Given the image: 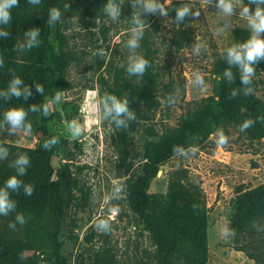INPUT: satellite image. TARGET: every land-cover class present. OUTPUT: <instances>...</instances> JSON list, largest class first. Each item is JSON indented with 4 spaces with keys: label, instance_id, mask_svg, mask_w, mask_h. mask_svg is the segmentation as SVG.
I'll return each mask as SVG.
<instances>
[{
    "label": "rangeland",
    "instance_id": "rangeland-1",
    "mask_svg": "<svg viewBox=\"0 0 264 264\" xmlns=\"http://www.w3.org/2000/svg\"><path fill=\"white\" fill-rule=\"evenodd\" d=\"M65 1L68 7L61 11L52 35L59 67L48 99L55 113L49 131L59 141L52 165L63 195L64 214L58 226H49L43 251L10 246L0 254L1 264H56V252L65 264H163L168 248L156 241L153 225L167 215L163 199L170 175L182 169L201 183L209 209L208 264H254L235 249L236 235L229 223L236 210L238 188L264 184V139L253 140L235 126L221 127L204 146L180 153L160 167L146 191L150 207L145 216L131 204V184L149 174L146 145L158 143L163 132L177 127L189 110L208 98H217L221 80L215 74V63L234 44V28L251 33L247 18L241 16L249 0H234L231 15L217 7L218 0H161L165 9L172 2L186 1L199 13L188 16L183 29L189 39L182 48L175 45L178 25L169 13L145 11L143 0H114L121 7L116 20L104 11L108 0ZM256 7L252 3L250 11ZM136 13L145 21L136 52L149 61L142 76L127 73L132 54L127 40ZM197 45H202L199 51L194 50ZM196 73L204 84L195 82ZM2 74L0 70V90L19 76L16 72L7 78ZM248 87L264 102V72H255ZM238 89L243 92L240 78ZM149 90L157 102L154 106L144 99ZM57 92L61 94L59 103L53 101ZM106 93L126 97L133 118L122 113L119 126L111 116L101 118L103 109L96 102ZM32 104V93L27 100L23 95L7 100L0 97V122L9 108L27 110ZM25 119L31 124L30 132L10 131L9 124L0 123L1 145L44 148L41 116L29 111ZM73 120L84 128L79 137L68 132L67 125ZM221 136L225 137L223 144L219 143ZM101 220L110 223L105 227ZM174 263L186 264L181 260Z\"/></svg>",
    "mask_w": 264,
    "mask_h": 264
},
{
    "label": "trees",
    "instance_id": "trees-1",
    "mask_svg": "<svg viewBox=\"0 0 264 264\" xmlns=\"http://www.w3.org/2000/svg\"><path fill=\"white\" fill-rule=\"evenodd\" d=\"M184 3L189 5L186 1H176L166 8L170 18L178 25L174 36L177 48H182L189 39L188 32L183 29L188 16L179 23L175 20V9ZM65 4V0H40L39 3L20 0L11 10L10 23L3 26L9 35L0 36L2 76L7 78L16 72L31 88L33 104L49 105V115L37 112L41 116L45 141L55 137L48 127L55 116L48 99L59 67L58 54L52 42L54 25L48 24L49 10L56 7L62 11ZM32 29H39L36 37L39 43L33 42L29 47L31 38L27 33ZM232 35L235 44L245 42L251 33L248 29L236 27ZM147 48L150 49L148 45ZM226 56L224 52L215 63V74L221 80L217 98H208L199 107L189 110L177 127L163 132L158 143L146 145L149 174L131 184V204L141 216H145L150 207L146 191L160 167L180 153L204 146L217 129L228 126L241 128L246 120L251 119L252 125L243 130L253 140L264 139V102L252 92L245 94L247 85L241 81L240 70L236 65H230ZM229 68L233 74L231 82L223 76L224 70ZM255 68V72H264V60L257 62ZM33 69L36 70L34 73ZM239 78L243 92L238 89ZM37 83L43 86V94L36 90ZM233 90L235 96H232ZM144 99L149 105L157 104L151 90L144 95ZM9 103L14 105L13 100ZM3 146L9 149V153L0 161V187L9 176L18 174L14 162L20 154H27L29 163L24 165L26 171L19 177L24 183L17 191L10 190V199L16 201V207L8 215H0V254L10 246L19 247L22 251L41 252L47 247L49 226H58L64 214L63 195L59 182L54 179L52 165L56 143L43 149ZM28 184L33 186L31 196L24 191ZM235 199L236 210L229 223V229L236 235L235 249L244 252L254 264H264V184L250 189L240 186ZM163 200L168 207L167 215L163 219H156L153 225L156 241L160 244L163 242L168 248V259L163 264H175L174 260L186 264H208L209 209L201 183L192 180L187 170H178L170 175L168 191ZM17 214L23 215V223L16 220ZM10 223H14L15 228H10ZM56 257V264H65L57 252Z\"/></svg>",
    "mask_w": 264,
    "mask_h": 264
},
{
    "label": "clouds",
    "instance_id": "clouds-1",
    "mask_svg": "<svg viewBox=\"0 0 264 264\" xmlns=\"http://www.w3.org/2000/svg\"><path fill=\"white\" fill-rule=\"evenodd\" d=\"M20 0H0V36H8L9 32L3 27L8 25L12 19L11 10L19 4ZM30 3H39L40 0H29ZM144 10L149 12H155L157 9L160 11L161 15H167V10L161 0H143ZM252 3L257 4L254 12L250 11V5ZM234 0H218L217 7L222 10L224 14H233V9L235 6ZM264 0H249V3L242 8L241 16L246 17L248 20V25L251 30V36L245 42H238L229 47H227L224 52H226L227 61L230 65H236L240 70V78L244 85H251L252 77L255 74V65L257 62L264 60ZM68 5L65 4L67 9ZM104 11L111 17V19L116 20L121 15V7L119 3L114 2V0H108V3L104 5ZM175 20L176 22H182L186 16L199 15L198 12H193L188 4L184 3L178 6L176 9ZM61 10L59 8L53 7L49 10V20L48 24L55 25L57 21L61 18ZM132 27L130 29L131 36L127 40V47L131 50L132 54L128 58L127 73L128 74H138L142 76L149 65V61L142 55L136 52V49L140 46V41L144 36L145 21L139 17V13L133 15L131 19ZM39 33V29L30 30L27 35L31 38L29 40L28 46L31 47L33 42L36 41V37ZM202 45H197L194 49L199 51ZM103 54V49H101ZM3 66V61L0 59V67ZM223 76L227 77L229 82L233 80L232 70L225 69ZM195 82L199 84H204L203 77L199 74H195ZM24 84V81L19 76H14L8 84L6 89L0 90V97L4 99H10L12 96L17 98L23 95L24 99L31 95V88L24 84V87L20 85ZM36 90L43 94L44 88L41 84L37 83L35 85ZM252 91L251 87L245 89V94ZM236 92L233 90L232 96H235ZM61 98L60 92L53 97L55 103H59ZM97 105L102 106L101 118H106L111 116L119 126L123 123L120 119L122 113L127 114L128 118H133V112L129 109L128 99L125 97L123 99L118 98L114 94H104L97 102ZM41 112L44 116L49 115L50 108L48 104L37 105L32 104L26 110L24 107H11L3 113V120L0 123L6 122L11 126V130L22 129L25 132L31 131V124L25 119L28 112ZM253 121L251 119L246 120L241 126V130L248 128L252 125ZM68 132L72 137H79L84 131L83 126L76 120L71 121L67 125ZM58 138L53 137L49 141H45L43 144L44 148L50 147L52 144L58 143ZM220 144L225 143V137L221 136L219 140ZM9 149L3 145H0V161L7 157ZM15 165L17 166L16 175L9 176L4 182L3 187H0V215H8V213L16 207V201L10 199V190L15 192L19 189V186L24 183L19 177L23 176L26 169L24 165L29 163V157L27 154H20L15 160ZM24 191L27 195L31 196L33 193V186L28 184L25 186ZM16 220L23 223L24 217L22 214H17ZM101 224L105 227L110 223V220H101ZM10 228H15L14 223L9 224ZM227 231V229H225Z\"/></svg>",
    "mask_w": 264,
    "mask_h": 264
}]
</instances>
